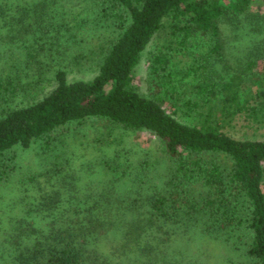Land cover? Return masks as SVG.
<instances>
[{
    "label": "trees",
    "instance_id": "obj_1",
    "mask_svg": "<svg viewBox=\"0 0 264 264\" xmlns=\"http://www.w3.org/2000/svg\"><path fill=\"white\" fill-rule=\"evenodd\" d=\"M88 2L94 25L110 20L115 33L97 73L70 80L57 68L52 90L11 107L19 93L43 89L41 59L46 45L61 44L62 24L46 20L48 0H0V42L25 44L36 32L45 38L39 50L32 41L25 46L33 78H0V184L15 173V155L8 156L15 147L37 142L47 152L93 118L110 129L153 134L169 175L147 185L149 163L133 166L106 134L96 138L106 150L95 164L72 165L66 156L54 162L45 172L52 187L40 188L37 205L0 225V264H264V139L234 135L238 124L264 128V0ZM73 21L80 29L90 24L79 15ZM161 31L165 41L148 56V96L135 70ZM177 53L191 57L181 70ZM33 212L48 221L38 224ZM233 252L242 261L232 260Z\"/></svg>",
    "mask_w": 264,
    "mask_h": 264
},
{
    "label": "rangeland",
    "instance_id": "obj_2",
    "mask_svg": "<svg viewBox=\"0 0 264 264\" xmlns=\"http://www.w3.org/2000/svg\"><path fill=\"white\" fill-rule=\"evenodd\" d=\"M8 5H24L32 0H6ZM262 1V0H259ZM49 11L46 20L55 25H61L58 47L50 50L48 45L47 56L41 60L44 70L43 89L32 93H19L10 103L9 106H24L35 102L55 86L53 72L57 68L67 71V78L75 79H90L97 73L99 59L102 50L108 42L114 37L112 22L110 20L100 19V24L94 25L96 13L88 0H48ZM81 16L87 19L90 24L82 29L74 26L73 17ZM69 27V28H68ZM68 28V31H65ZM38 31V30H37ZM56 30L53 29L52 33ZM40 32L30 36L27 43L15 42L14 44H5L0 42V78L18 77L22 80H28L32 75L35 76L36 66L34 62L26 63L27 57L26 45L32 41L33 47L37 50L44 42V37L40 38ZM166 34L161 31L153 37L149 45L141 55L139 64L135 70V82L140 92L145 95H150L148 90V56L150 50L160 45L165 41ZM202 50V49H201ZM233 51V50H232ZM40 58L43 57L42 52ZM45 53V52H44ZM79 56L78 62L74 63L73 56ZM190 56L177 53L174 55L173 63L176 70H181L190 62ZM28 62V61H27ZM28 64V66H27ZM176 118L181 122L192 124L193 119L187 116L176 115ZM239 125V124H238ZM237 125L235 136L249 139H264V128L253 131ZM110 125L100 119H89L84 125L72 126L67 135L60 138L54 147L43 152L39 150L37 142H33L28 149L15 147L8 153L15 155L16 169L11 177V180L5 185L0 184V225H6L8 221L15 222L20 215H24L26 210L33 205H37V198L41 192L40 188L50 189L52 185L47 184L45 172L52 168L54 162H58L66 156L71 164L82 162L86 165L88 162H96L95 158H100L103 154L101 142L96 141V138H102V135L119 149L121 155L128 153V159L133 166L147 162V173L149 181L147 185L153 186L152 182L166 181L169 175V167L167 159L160 151V144L157 138L148 131L125 132L120 129H110ZM110 133L108 134V132ZM99 142V143H97ZM109 142V143H110ZM101 147V148H100ZM124 150V151H122ZM220 161L221 164L226 162V159L219 156H209ZM89 159H92L89 160ZM92 170H89L90 173ZM36 175L37 180L31 182H21L20 179L26 178L29 175ZM166 179V180H165ZM162 185V184H161ZM44 190V189H43ZM67 205V204H63ZM31 218L35 219L39 224H45L48 219H43L41 214L33 212ZM240 252V251H237ZM237 252L229 253L232 260L242 261V257ZM242 263V262H241Z\"/></svg>",
    "mask_w": 264,
    "mask_h": 264
}]
</instances>
